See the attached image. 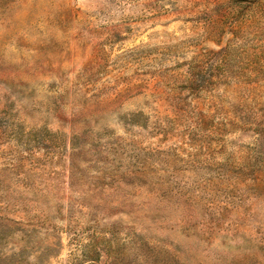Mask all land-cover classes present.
Returning a JSON list of instances; mask_svg holds the SVG:
<instances>
[{"label": "rangeland", "instance_id": "obj_1", "mask_svg": "<svg viewBox=\"0 0 264 264\" xmlns=\"http://www.w3.org/2000/svg\"><path fill=\"white\" fill-rule=\"evenodd\" d=\"M0 264H264V0H0Z\"/></svg>", "mask_w": 264, "mask_h": 264}]
</instances>
